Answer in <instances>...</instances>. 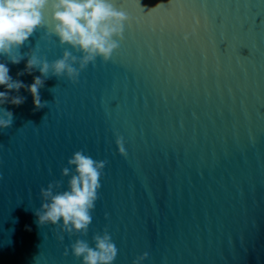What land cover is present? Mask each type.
<instances>
[{"label": "water", "instance_id": "obj_1", "mask_svg": "<svg viewBox=\"0 0 264 264\" xmlns=\"http://www.w3.org/2000/svg\"><path fill=\"white\" fill-rule=\"evenodd\" d=\"M112 3L131 17L112 59L89 63L77 83L45 79L42 109L24 88L10 91L24 103L0 105L13 113L0 128V264H81L70 245L94 246L105 228L113 264L144 252L141 264H264V0ZM43 16L19 64L0 56L25 84L41 75H17L36 45L49 61L80 55L42 38L50 8ZM80 149L107 161L88 233L39 226L41 187L66 189L62 168Z\"/></svg>", "mask_w": 264, "mask_h": 264}, {"label": "clouds", "instance_id": "obj_2", "mask_svg": "<svg viewBox=\"0 0 264 264\" xmlns=\"http://www.w3.org/2000/svg\"><path fill=\"white\" fill-rule=\"evenodd\" d=\"M160 6L158 4L154 8ZM46 8L51 10V23L42 38L54 35L61 45H70L80 55L65 49L61 57L49 61L36 54L39 50V45H36L35 49L24 54L28 56L27 63L17 73L19 76L38 70L41 75L34 76L31 84L14 80L9 75L7 64L0 62V86L5 88L0 91V105L11 103L19 106L24 103L26 97L10 95V91L18 93L24 88L33 98V110L44 108L48 101H42L39 90L44 86L45 79L66 77L77 83L80 72L89 63L95 65L98 57L105 63L113 58L124 39L125 23L131 22L128 13L118 10L112 0H0V56L7 57L12 64L21 62L24 56L19 49L37 29L45 27L43 12ZM188 38L186 33L184 39ZM12 123V111L0 107V128L10 127ZM115 143L119 154L127 156L123 136L117 134ZM106 164V160L93 159L83 149L75 151L67 160L68 166L62 168V176L70 177L67 188L61 190L63 180H53L46 188L41 187L43 202L34 210L36 223L39 226L55 225L59 233L86 235L92 222L91 212L99 198ZM58 238L63 240L64 236L58 234ZM92 239L94 246L77 238L70 245L72 255L81 259V264H113L118 249L107 228L103 234H94ZM64 255H68L67 247ZM148 255L144 252L132 264H141Z\"/></svg>", "mask_w": 264, "mask_h": 264}]
</instances>
